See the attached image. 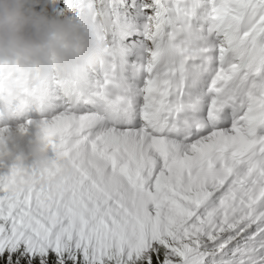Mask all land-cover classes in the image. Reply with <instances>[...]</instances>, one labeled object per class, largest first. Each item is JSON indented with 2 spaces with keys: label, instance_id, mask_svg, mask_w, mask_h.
Returning a JSON list of instances; mask_svg holds the SVG:
<instances>
[{
  "label": "snow or ice",
  "instance_id": "snow-or-ice-1",
  "mask_svg": "<svg viewBox=\"0 0 264 264\" xmlns=\"http://www.w3.org/2000/svg\"><path fill=\"white\" fill-rule=\"evenodd\" d=\"M136 9L127 78L115 64L85 100L104 112L65 103L39 120L53 167L0 130V264H264V0ZM73 87L0 61L19 111Z\"/></svg>",
  "mask_w": 264,
  "mask_h": 264
},
{
  "label": "clouds",
  "instance_id": "clouds-1",
  "mask_svg": "<svg viewBox=\"0 0 264 264\" xmlns=\"http://www.w3.org/2000/svg\"><path fill=\"white\" fill-rule=\"evenodd\" d=\"M38 0H0V61L18 64L32 74L33 83L43 84L57 74L68 76L103 56V46L91 24L71 19H55L30 8ZM3 98L0 119H16L20 111L12 95ZM24 129L18 128V138ZM19 146V145H17ZM51 149L42 121L36 123L35 140L30 153L20 151L25 162L41 171L54 166ZM75 169L68 166L63 175L71 176Z\"/></svg>",
  "mask_w": 264,
  "mask_h": 264
},
{
  "label": "rangeland",
  "instance_id": "rangeland-1",
  "mask_svg": "<svg viewBox=\"0 0 264 264\" xmlns=\"http://www.w3.org/2000/svg\"><path fill=\"white\" fill-rule=\"evenodd\" d=\"M114 8L113 6H111ZM69 11L70 16L68 19H71L73 21H79L83 23L91 24L94 27L95 33L97 38L100 40L102 46H103V56L98 59L95 63L89 65V69L83 68L75 73H72L74 76H81V75H88L91 76L93 73H99L103 76L106 75L107 69L113 67L117 63H122L123 56L126 55L124 53L123 56L120 54V44H122V47L126 46V40L125 35L132 30V27H128L125 23L129 22L131 24H134L130 21H127V17H123V19H116L114 12L112 13V19L109 18V16L105 15L102 11V17L101 20H103L104 25L108 28V30H105L103 32L98 33V30L95 28L94 24L89 20V18L86 15V12L83 8L82 1L80 0H74L69 5ZM128 8V7H127ZM139 26L141 24V19L139 20V23H137ZM102 25V26H104ZM139 26H135L136 28ZM139 34V33H137ZM118 54V59L115 63H111L107 61V57H111L112 54ZM112 58V57H111ZM127 61L125 64H127L126 71H129V66L132 63H135L134 61H131L130 59L125 60ZM60 76V74H58ZM96 75V74H95ZM105 78V77H104ZM78 110L84 111H92L88 107H78ZM48 111L42 110L38 111L34 114H32L30 117L27 118V120H18L15 123H13L11 126L7 127H0V130H2V135L7 133L5 138L8 140V144L11 143V136L13 138V141L15 142V151L14 154H20L21 149H23L25 152L30 153V146L31 142L35 140V133H36V123L43 118L44 114H46ZM97 112V111H96ZM32 121L33 123L29 124L28 121ZM33 126V127H32ZM35 126V127H34ZM22 127L24 129L23 138L20 139L17 136V130L18 128ZM13 129V130H12ZM30 129V130H28ZM26 130V131H25ZM4 138V137H3ZM4 144L7 147L4 139ZM19 145V146H17ZM51 149V146H50ZM51 151H53L51 149ZM50 154H52L50 152ZM54 159V157H52ZM27 164H31V159H29Z\"/></svg>",
  "mask_w": 264,
  "mask_h": 264
},
{
  "label": "trees",
  "instance_id": "trees-1",
  "mask_svg": "<svg viewBox=\"0 0 264 264\" xmlns=\"http://www.w3.org/2000/svg\"><path fill=\"white\" fill-rule=\"evenodd\" d=\"M72 0H38L34 5L30 4L29 7L33 8L37 13L44 14L49 18L63 19L61 12H65V8L69 5ZM85 12L90 18H94L97 25L100 22L97 20V11L101 5L103 6L107 14L110 13L111 6L114 7L115 12L119 13L120 17L122 15L127 16L132 22H137L141 19L139 10L136 9V5L140 3V0H82ZM125 5L129 7L128 10L125 9ZM99 15V14H98Z\"/></svg>",
  "mask_w": 264,
  "mask_h": 264
},
{
  "label": "bare ground",
  "instance_id": "bare-ground-1",
  "mask_svg": "<svg viewBox=\"0 0 264 264\" xmlns=\"http://www.w3.org/2000/svg\"><path fill=\"white\" fill-rule=\"evenodd\" d=\"M88 67H89V66H88ZM127 68H128V67H127ZM98 74H99V73H98ZM13 103H14V106H16V105H15V102H13ZM32 127H33V126H32ZM34 127H35V126H34ZM12 130H13V129H12ZM28 130H30V129H28ZM25 131H26V130H25Z\"/></svg>",
  "mask_w": 264,
  "mask_h": 264
}]
</instances>
